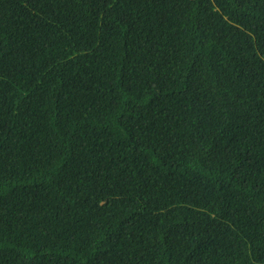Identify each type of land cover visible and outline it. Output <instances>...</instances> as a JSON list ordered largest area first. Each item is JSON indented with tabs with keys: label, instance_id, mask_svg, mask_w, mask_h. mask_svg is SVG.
<instances>
[{
	"label": "trees",
	"instance_id": "trees-1",
	"mask_svg": "<svg viewBox=\"0 0 264 264\" xmlns=\"http://www.w3.org/2000/svg\"><path fill=\"white\" fill-rule=\"evenodd\" d=\"M0 264H264V0H0Z\"/></svg>",
	"mask_w": 264,
	"mask_h": 264
}]
</instances>
